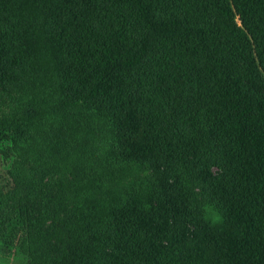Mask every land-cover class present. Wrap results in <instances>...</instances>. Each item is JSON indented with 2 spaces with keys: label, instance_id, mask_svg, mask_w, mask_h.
<instances>
[{
  "label": "trees",
  "instance_id": "trees-1",
  "mask_svg": "<svg viewBox=\"0 0 264 264\" xmlns=\"http://www.w3.org/2000/svg\"><path fill=\"white\" fill-rule=\"evenodd\" d=\"M0 156L21 264H264V0H0Z\"/></svg>",
  "mask_w": 264,
  "mask_h": 264
},
{
  "label": "rangeland",
  "instance_id": "rangeland-1",
  "mask_svg": "<svg viewBox=\"0 0 264 264\" xmlns=\"http://www.w3.org/2000/svg\"><path fill=\"white\" fill-rule=\"evenodd\" d=\"M66 122H69L73 125L74 118L69 117L65 122H63L62 131L63 133L54 136L51 133V128L46 126L45 128L41 127L37 132L41 133V138L38 140L37 135L35 138L37 139V154L39 158L42 156L44 158L43 161V169H53L56 171L50 172L49 175L53 177L56 175L58 178L61 177L59 174V165L66 160L67 165H72L74 161H76V169L75 178L77 177L80 183L88 182V152L91 148L89 145L94 144V139L89 136L88 131L84 128H76L75 133H73V128H69L65 125ZM102 131V128H101ZM33 135V137H34ZM53 159H55L53 161ZM39 160V159H38ZM78 163V164H77ZM9 167V162L5 161L0 156V186H4L5 188L11 187V179L7 174V170ZM66 178L70 180L71 176L68 173ZM65 195L60 197L61 200L65 199ZM0 264H21L19 259L12 257L11 252L5 246L0 244Z\"/></svg>",
  "mask_w": 264,
  "mask_h": 264
}]
</instances>
